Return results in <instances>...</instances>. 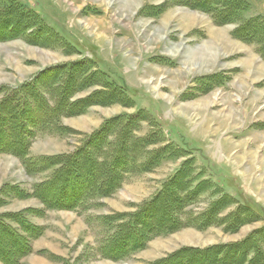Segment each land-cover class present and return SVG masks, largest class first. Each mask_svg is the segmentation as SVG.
<instances>
[{
    "label": "rangeland",
    "instance_id": "1",
    "mask_svg": "<svg viewBox=\"0 0 264 264\" xmlns=\"http://www.w3.org/2000/svg\"><path fill=\"white\" fill-rule=\"evenodd\" d=\"M232 1L226 19L222 0H0L24 21L0 22V102L17 95L37 108L35 85L49 106L63 93L87 105L31 128L27 157L0 151V216L31 248L17 264H264V0ZM84 147L115 188L47 208L34 191L57 166L40 170L41 157ZM154 199H168L174 228L112 258L107 240Z\"/></svg>",
    "mask_w": 264,
    "mask_h": 264
},
{
    "label": "trees",
    "instance_id": "2",
    "mask_svg": "<svg viewBox=\"0 0 264 264\" xmlns=\"http://www.w3.org/2000/svg\"><path fill=\"white\" fill-rule=\"evenodd\" d=\"M222 1H224L222 8H224L223 10L227 12L224 14V17H226V19L231 18L234 15L233 13L237 10L236 2L232 0ZM196 5H199V7L202 8H207L209 6L207 0H199ZM0 22L4 24L3 26H5L6 23L8 24V22L13 23L8 25V30L12 31L15 29L14 23L20 25V23L24 21L22 15H19L17 10L14 9L12 5H8L6 7H0ZM28 25L30 27V23ZM32 26L33 25H31V27ZM2 28L5 29V27ZM11 35L3 38H8ZM60 69L56 68L55 72ZM57 73H53V77H57ZM54 82L56 84L57 81ZM27 86L26 87L32 91V93L33 90L35 91V93H33L34 99L36 103L38 102L37 105H41L42 108L38 106L37 108L30 107L25 110L24 107L27 106H23L21 103H25V105L30 104H26L25 99L23 101L17 99V95H13L11 98H4L0 102V151H4L5 148H8V150L5 151L11 152L21 158H25L29 154V144L31 138L34 137L31 133V128L42 130L44 124L51 125L52 120L62 114V109L60 108L65 107L67 104H69L66 111L68 113L80 112V110L82 111L85 107H87V105L84 104L79 107L82 104L83 99H77L71 102L65 97L64 93L62 94L61 100L58 99L56 104L49 106L46 101H43L40 98L41 95L38 91H36L37 88L35 85ZM43 103L48 104V111L45 108L44 112H46L44 114L43 112L40 114L38 113V117L37 115H27V113L31 114L43 111V107L46 106ZM21 109L24 110L21 111ZM23 114H25L26 117L19 118L20 115ZM88 149L89 147H84L69 154L41 157L43 166L40 170L57 166L52 177L48 181L37 184L34 191V195L39 197L47 208L75 209L84 201L86 197H90L92 193L97 192L109 195L111 190L115 188L110 187V185H112L111 183H113L112 181L116 179L114 174L110 177H106L104 170L94 167V156L90 149ZM27 165L31 171L37 169L36 166L32 167L30 164ZM167 200L161 199L158 201L157 199V202L155 203L154 199L147 202L146 205L139 211L138 215L133 217L131 221L124 222L119 226L114 235L107 240V244L105 243V245L110 249L109 254L112 258L119 259L128 251H132L143 246L144 237L148 234L147 231H151L150 234H152V232L157 234L163 229L159 227H161V225L163 226L165 222L168 223V226H166L167 229L171 230L174 228L176 225L175 221L169 220L168 214L166 215L167 212L165 210V206ZM153 205L158 206V208H156V215H160L151 218V222L149 223L145 219H142V214L146 213V210L150 209ZM165 215L168 218L165 217ZM1 217L2 216H0V259L4 264H17L20 257H23L30 252L31 248L29 242L22 234L23 231L20 228L13 226ZM168 220L172 223L169 224L170 222ZM18 221L20 227H22L24 231H26L27 227L29 229L34 228L33 225L25 223L22 219H18ZM34 233L35 237L40 235L37 234L38 232ZM174 256H176L178 260L183 257L182 255H179V253ZM169 260L170 258H166L156 264H169Z\"/></svg>",
    "mask_w": 264,
    "mask_h": 264
},
{
    "label": "bare ground",
    "instance_id": "3",
    "mask_svg": "<svg viewBox=\"0 0 264 264\" xmlns=\"http://www.w3.org/2000/svg\"><path fill=\"white\" fill-rule=\"evenodd\" d=\"M186 13V15H188V18H191L192 19V21H198V20H200V19H203V17H200V15L199 14H196V13H194V12H189V11H187V12H185ZM188 22V21H187ZM190 22V21H189ZM212 33H213V35L214 36H219V39H220V42H225L227 45H230L231 46V49H232V51H239V47H240V45L239 44H237V43H233V42H229V40L226 38L227 36V33H224L223 31V35L222 34H220L219 33V30H215L213 27H212ZM226 34V35H225ZM248 60H246V63L247 62H251V63H253V64H256V63H258L259 62V60H256V57L253 55V54H251V53H249V57L247 58ZM260 63V62H259ZM258 68L260 69V70H264V64L263 63H260L259 65H258ZM184 234L186 235V236H184ZM184 234L183 235H181L179 238L180 239H185V240H187V239H191V237H192V233H189V232H184ZM195 235V234H194ZM191 241V240H190ZM159 244H164V243H160L159 242ZM163 246H165V244L163 245ZM167 246V245H166Z\"/></svg>",
    "mask_w": 264,
    "mask_h": 264
}]
</instances>
